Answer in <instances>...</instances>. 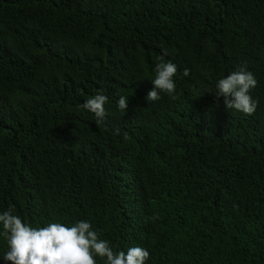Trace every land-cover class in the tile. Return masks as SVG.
I'll return each instance as SVG.
<instances>
[{
	"label": "trees",
	"instance_id": "trees-1",
	"mask_svg": "<svg viewBox=\"0 0 264 264\" xmlns=\"http://www.w3.org/2000/svg\"><path fill=\"white\" fill-rule=\"evenodd\" d=\"M161 56L175 99L149 103ZM240 67L258 81L251 115L215 96ZM98 91L100 123L82 107ZM9 208L33 227L90 221L146 264H264V0H0Z\"/></svg>",
	"mask_w": 264,
	"mask_h": 264
},
{
	"label": "clouds",
	"instance_id": "clouds-1",
	"mask_svg": "<svg viewBox=\"0 0 264 264\" xmlns=\"http://www.w3.org/2000/svg\"><path fill=\"white\" fill-rule=\"evenodd\" d=\"M159 60L154 68L155 78L151 81L153 88L145 97L149 103L160 100L161 93L175 99L174 76L178 66L172 61L164 62L163 56ZM189 74L190 70L184 69L183 75ZM257 83L251 71L240 67L218 80L215 96L217 101L220 97L224 98L223 103L227 110L234 109L251 115L259 104L250 94ZM107 102L108 96L98 91L82 107L93 113L100 123L106 119ZM117 104L121 111L127 110L128 97L119 96ZM116 134H119V129ZM13 211L9 208L0 213V235L6 239L8 245L3 259L11 264H97L96 257L106 259V264H146L150 258V252L139 246L130 247L127 252H115L108 240L99 238L90 221H77L71 226L52 222L46 227H33L25 223L19 215L13 214ZM157 218L155 215L152 217L153 220Z\"/></svg>",
	"mask_w": 264,
	"mask_h": 264
}]
</instances>
